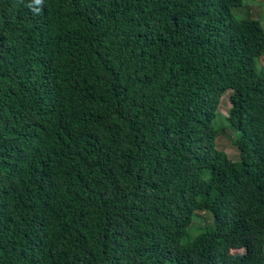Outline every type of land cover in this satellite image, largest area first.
Listing matches in <instances>:
<instances>
[{
  "label": "trees",
  "instance_id": "trees-1",
  "mask_svg": "<svg viewBox=\"0 0 264 264\" xmlns=\"http://www.w3.org/2000/svg\"><path fill=\"white\" fill-rule=\"evenodd\" d=\"M244 2L0 0V264H264V27Z\"/></svg>",
  "mask_w": 264,
  "mask_h": 264
},
{
  "label": "rangeland",
  "instance_id": "rangeland-1",
  "mask_svg": "<svg viewBox=\"0 0 264 264\" xmlns=\"http://www.w3.org/2000/svg\"><path fill=\"white\" fill-rule=\"evenodd\" d=\"M233 13L239 20H257L260 21L264 27V0H245L244 5L242 7L236 8ZM260 67L264 68V57L260 59ZM230 108V93H227L221 100L219 111L223 116H227ZM218 123L220 127L225 130V134L218 138L217 147L220 150L225 151L232 159L236 160L238 158V151L233 143L235 140V135L227 128L225 122L220 120ZM202 218L201 224L198 217L195 219L193 225L188 230L187 236L183 238L184 243H186L192 237L200 234L201 230L205 227V225L202 224L211 222L210 215L207 213L202 214Z\"/></svg>",
  "mask_w": 264,
  "mask_h": 264
}]
</instances>
